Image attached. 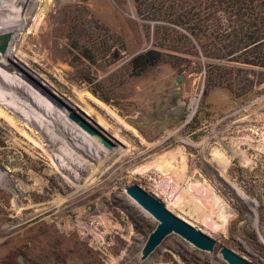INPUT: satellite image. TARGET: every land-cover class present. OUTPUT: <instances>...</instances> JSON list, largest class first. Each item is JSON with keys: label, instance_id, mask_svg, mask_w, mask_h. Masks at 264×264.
<instances>
[{"label": "rangeland", "instance_id": "rangeland-1", "mask_svg": "<svg viewBox=\"0 0 264 264\" xmlns=\"http://www.w3.org/2000/svg\"><path fill=\"white\" fill-rule=\"evenodd\" d=\"M48 1L49 8L43 13L40 4L21 32L28 34L40 17L29 58L19 51L1 54L3 61L47 90L91 94L111 110L112 130H102L94 116L58 94L66 108L57 115L100 136L95 140L108 150L98 156L89 147L96 160L79 155L54 116L27 109L9 88H0V104L30 125L16 134L0 119V264H228L223 247L264 264V68L215 59L231 40L218 39L217 20L201 0H165L161 14L152 15L139 14L131 0ZM13 3L8 21L22 19ZM0 75L12 79L1 68ZM50 138L60 142L52 147ZM39 143L47 155L33 150ZM159 156L176 180L167 191L185 200L184 211H171L212 237L214 252L171 234L141 259L159 222L131 203L126 188L138 185L158 197L154 185L164 180L168 163L146 172L144 167ZM49 157L56 158L60 174H48ZM78 163L90 168L66 172ZM16 168L32 181L18 178L14 189ZM21 184L26 190L16 188ZM158 198L168 205L166 197ZM26 205L32 208L20 209Z\"/></svg>", "mask_w": 264, "mask_h": 264}, {"label": "bare ground", "instance_id": "bare-ground-1", "mask_svg": "<svg viewBox=\"0 0 264 264\" xmlns=\"http://www.w3.org/2000/svg\"><path fill=\"white\" fill-rule=\"evenodd\" d=\"M15 0H0V36L2 35H5V34H11L12 36V39H11V42L9 44V48L7 49L6 53H9L12 57L15 56L16 53H18L19 51H21V54L20 55L21 57L22 56H25L26 58H29V56L27 55V51H30L31 50V43H30V35H33L35 36L36 38L38 37L39 33H40V29H41V26H42V21L40 19V17H38V19L36 18V22L33 24V26L30 28V32L27 33L28 34H21V32L24 31V29H26V25L29 23L30 19H31V15L37 10V7L40 6L42 0H16L15 3H13ZM54 1V0H53ZM8 3H13V8H16V9H20V11L22 10V15H18L17 18L19 17H22V19H16V20H13V21H8L6 19V14L9 13V8H8ZM42 6V12L44 13L45 10H47L49 8V1L48 0H44L43 3L41 4ZM14 11V10H13ZM37 15V14H36ZM39 15V14H38ZM15 17V16H14ZM34 19V18H33ZM32 19V20H33ZM30 24V23H29ZM28 28V27H27ZM46 31V30H45ZM25 33V32H24ZM21 36V39L19 40L20 43L19 45H17L16 41L18 39V37ZM30 40V41H29ZM33 44V43H32ZM39 51V50H38ZM33 53V52H32ZM20 54V53H18ZM24 57V58H25ZM29 62V61H27ZM0 68L6 72L7 74H10L12 76V79L11 80H3L4 76L2 77L0 75V88H9L12 92H13V96L12 98H17L21 101H24V102H21V103H28V106L27 109H29V107L31 109H35V110H40L41 112L43 113H48V115L50 116H54V123H56V125L60 126L61 129L63 130V133L70 139L73 141V148H74V151H76L79 155H87L91 158V159H94L96 160L95 155L93 154V156H91V153L90 151L88 150V148L92 147V148H96V155L99 156L102 155L103 156V153L107 152L108 150L105 149L103 146L101 147V145L99 144V140H100V136H94V135H90L84 131H82L79 127V129H77L71 122L70 120L66 121L64 118L62 119L61 117H59L57 115V110L58 109H65V104H63V102L58 98V94L66 97V99L72 103V105H74L75 107H77L78 109L82 110L84 113H86L88 116L92 117L94 116L97 121H98V124L100 125V127L102 128V130H112V128L110 127V123L107 121V115L110 116V114L112 112L108 111L107 106H105L102 101H99L97 100L95 97H93L91 94L89 93H83V92H80V93H74V94H64V92L62 93L60 90L56 89L55 88V91L56 92H53V91H50L49 89H45L43 88V86H41V84H39L35 79H33L27 72H25L22 68H20L19 66H11V65H6L3 61V58H2V55L0 53ZM58 71V70H57ZM62 75V74H61ZM55 76V75H54ZM7 77V76H6ZM8 77V78H10ZM18 79L19 82L16 83V81L13 83V80L14 79ZM62 78V77H61ZM7 79V78H6ZM12 81V82H11ZM28 88L31 89L28 91ZM68 88V87H67ZM82 90V89H81ZM72 91V90H71ZM2 89L0 91V95L2 93ZM75 92V91H74ZM79 92V91H78ZM5 93V92H4ZM11 94V93H10ZM9 95V94H7ZM40 96H45L46 99L48 98V101L49 102H45V98H44V101H42L41 97ZM10 97V96H9ZM11 98V99H12ZM8 99V98H7ZM16 99V100H17ZM15 101V100H14ZM47 101V100H46ZM13 102V101H12ZM23 104V105H24ZM50 104V105H49ZM20 106V105H19ZM23 107V106H22ZM98 109H101L102 110V114H105L106 113V116L104 115H101L97 110L96 108ZM24 109V108H23ZM30 110V109H29ZM32 111V110H31ZM104 111V113H103ZM29 112L26 111V114H28ZM30 114V113H29ZM61 114V113H60ZM27 116V115H26ZM32 116V115H30ZM28 116V117H30ZM27 117V118H28ZM106 117V118H104ZM48 118V117H47ZM112 120L114 118L111 117ZM0 119H4L7 121L8 125L10 128L13 129V131L16 132V134H21V132L25 129H28L30 128V125L27 123V122H23L21 120H17L15 118V115H13L7 107H5L3 104H0ZM31 119V117H30ZM117 120V119H116ZM115 121V120H114ZM121 120H118V123L121 124L120 122ZM52 123V122H51ZM48 125H51V124H48ZM53 125V124H52ZM47 126V125H46ZM116 126V125H115ZM121 126V125H120ZM127 126V125H126ZM125 128V126L123 127ZM127 129V128H126ZM121 131L120 134L122 133H126L125 130H119ZM118 132V130H117ZM119 134V132L117 133V137H121V135ZM51 135V134H50ZM55 137H58V136H55ZM94 139H93V138ZM61 138V137H60ZM51 139V143L52 144V147H55L59 142L60 140L58 138H50ZM98 141H96V140ZM120 139V138H119ZM123 138H121V141H122ZM22 143V142H20ZM77 143H80L82 145H77ZM23 144V143H22ZM25 145V144H23ZM28 145V144H27ZM15 146H20V145H15ZM94 148V149H95ZM20 150V149H19ZM33 150L35 151H43L45 153V155H47L48 151L46 149V147L43 145V143H39L38 145L34 144L33 146ZM71 150V149H70ZM69 150V152H71ZM103 151V152H102ZM92 152V151H91ZM121 152V151H120ZM172 152V151H171ZM93 153V152H92ZM130 154V153H129ZM50 155V154H49ZM70 155V153H69ZM78 155V156H79ZM172 155V154H171ZM29 156V155H28ZM93 157V158H92ZM160 157V156H159ZM171 158V156H169ZM50 160H51V164L53 166V169L52 170H49L48 171V174L49 175H52L54 172L60 174L61 173V167L57 164L56 162V158L54 159L53 157H49ZM81 158V157H80ZM65 159V157H64ZM69 159V158H67ZM169 159V158H168ZM167 159H164L162 157L158 158V159H155L154 161H152L150 164L146 165L144 167V169H140L141 173H143V170L146 172L148 170H150V168H152V166H159L161 167L162 165H167L168 162H165ZM75 161V160H74ZM78 161V160H77ZM106 161V160H105ZM156 161V162H155ZM63 162V161H62ZM71 162V161H70ZM70 162H67V163H70ZM244 162L249 165L251 164V162L248 160V159H245ZM66 163V161H65ZM64 163V164H65ZM75 163V162H74ZM225 163H227V161L225 160ZM50 164V165H51ZM170 163H168V167L164 170V175H165V178L164 180L161 182V183H157L154 185V189H155V192L159 195V196H163V197H166L167 201H168V205L166 204L167 208L171 211V210H177V211H184V201L185 200H182V198L180 197H175L173 196L172 194H170L167 189H168V186L171 184V183H174V181H176L175 179L173 180L172 179V176L170 177V175H168L169 173L172 172V167L169 165ZM71 167V166H69ZM96 167V166H94ZM248 167V166H247ZM51 168V167H50ZM88 168H90L88 166V164H81V163H78L76 164V166H72L71 168H68L66 169V172L68 171H71V170H74V169H79L81 172H85ZM14 169V168H13ZM17 169V168H16ZM176 169V168H175ZM8 170V169H7ZM163 170V169H161ZM185 170V169H184ZM9 171V170H8ZM64 171V170H63ZM170 171V172H169ZM178 171V169H177ZM169 172V173H168ZM14 177L13 179L10 181L12 187L15 189V184L18 183V178H20L23 182H30L32 180H30V177H27L24 172L22 171H18L15 170L14 172ZM140 173V174H141ZM173 173V172H172ZM163 174V173H162ZM201 174V173H200ZM30 175V174H29ZM32 176V175H31ZM71 176V175H69ZM79 176V175H78ZM140 176V175H139ZM184 176V175H183ZM1 177V176H0ZM179 177V176H178ZM34 178V177H33ZM80 178V177H79ZM144 178V177H143ZM163 178V176H162ZM1 179V178H0ZM66 179V178H65ZM158 179V178H157ZM189 179V178H188ZM192 180L194 179L193 178V175H192ZM5 178L2 179V181H4ZM7 180V179H6ZM40 181V180H39ZM197 182V184H194L193 186L196 187V188H200L202 186V184L198 183L197 180H194ZM20 182V181H19ZM159 182V181H157ZM22 183V182H21ZM39 184V182H37ZM190 183V182H189ZM195 183V182H194ZM183 184V183H182ZM193 184V183H192ZM204 184V183H203ZM26 185V184H25ZM44 185V184H43ZM172 185V184H171ZM177 185V184H176ZM204 186V185H203ZM171 187V186H169ZM180 187V186H179ZM210 187V186H209ZM16 188H18L19 190H26L24 188V186L21 184L19 186H17ZM173 188V187H172ZM206 188V187H205ZM7 189V188H6ZM36 189V188H35ZM176 189V188H175ZM171 191V189H170ZM174 191V190H173ZM205 191V190H204ZM12 192V191H11ZM20 193V192H19ZM184 195L186 196V198H189V200H187L188 203H191L193 202V199L195 200V197L192 195L191 192L187 191V190H184L183 191ZM203 193V191H202ZM126 195L127 197L129 198V200L131 201V203H133L134 205H138L137 201L134 200L127 192H126ZM158 196V197H159ZM19 200V199H18ZM199 200V199H198ZM207 200V199H206ZM216 202V201H215ZM207 203V202H206ZM186 206V205H185ZM204 206V205H203ZM202 206V207H203ZM207 206V205H206ZM208 207V206H207ZM13 208V206H12ZM16 208V207H15ZM31 205L29 206H24L23 208H20V209H23V210H29L31 209ZM172 212V211H171ZM175 212V211H174ZM144 213L147 215V216H150L151 215L147 212L144 211ZM173 213V212H172ZM177 213V212H176ZM183 218V217H182ZM226 219V218H225ZM185 220V219H184ZM224 220V219H223ZM188 222V220H185ZM226 221V220H224ZM227 222V221H226ZM192 224V223H191ZM224 224V223H222ZM226 225V224H225ZM219 227V226H218ZM226 227V226H225ZM218 231V230H217Z\"/></svg>", "mask_w": 264, "mask_h": 264}, {"label": "trees", "instance_id": "trees-1", "mask_svg": "<svg viewBox=\"0 0 264 264\" xmlns=\"http://www.w3.org/2000/svg\"><path fill=\"white\" fill-rule=\"evenodd\" d=\"M201 1L203 6L209 5V9L213 11L212 15L217 20L218 39L231 40L227 45L230 49L225 53H217L215 59L229 62L244 60L245 64L264 68V0ZM131 2L139 14L152 15L161 14L159 9L163 7L165 0H131ZM185 25L190 26V23ZM190 30L198 29L191 25ZM193 36L196 39V36ZM244 49L247 50L242 52ZM147 57L148 54L140 56L136 61Z\"/></svg>", "mask_w": 264, "mask_h": 264}, {"label": "water", "instance_id": "water-1", "mask_svg": "<svg viewBox=\"0 0 264 264\" xmlns=\"http://www.w3.org/2000/svg\"><path fill=\"white\" fill-rule=\"evenodd\" d=\"M11 39V34L0 36L1 54L6 53ZM126 192L137 201L139 207L143 211L149 213L159 222L157 228L150 235L142 250V260H146L171 234L179 235L201 251L210 253L215 251L217 242L212 237L184 219L176 216L167 208L166 204L153 193L147 192L138 185L128 186ZM220 254L228 264H252L226 247L221 248Z\"/></svg>", "mask_w": 264, "mask_h": 264}]
</instances>
